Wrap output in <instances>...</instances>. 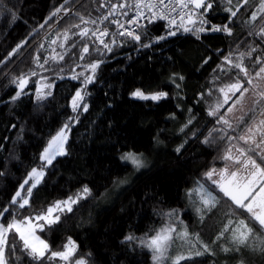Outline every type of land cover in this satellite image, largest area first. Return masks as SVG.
Returning a JSON list of instances; mask_svg holds the SVG:
<instances>
[{
	"label": "trees",
	"instance_id": "16d2710c",
	"mask_svg": "<svg viewBox=\"0 0 264 264\" xmlns=\"http://www.w3.org/2000/svg\"><path fill=\"white\" fill-rule=\"evenodd\" d=\"M212 2L213 7L205 16L210 22L207 27L228 24L231 35L205 31L197 36L177 27L170 29L165 20L149 23L145 18L138 31L139 41L116 33L104 39L111 47L107 51L92 32L101 27L113 29L116 24L111 21L124 20L134 0H126L124 8L119 5L125 0H69L67 4L64 0H2L0 209L9 207L12 211L16 206L11 205V200L19 186L33 168H43L44 178L32 190L30 207L21 209V215L40 212L56 200L80 192L84 186L91 189V195L74 204L72 211L57 213L58 222L38 231L52 251L62 250L72 238L78 245L73 261L84 258L87 264H156L153 253L140 240L168 223L164 214L173 210L180 213L191 232L211 238L217 224L216 212H210L199 223L185 195L195 180L209 186L203 174L213 166L221 168L224 163L219 157L226 142L215 145L203 142L214 127H222L208 115L207 106L209 92L229 76H235L237 70L233 68L225 75L217 65L229 53L238 63L240 54L253 48L256 51L243 58L244 66L254 75L261 66L255 63L257 57L264 63V38L256 34L264 26V13L260 12L254 22L248 23L260 0H248L246 4L240 0L242 7L232 18L224 11L223 3ZM236 3L233 0V10ZM57 8L65 12L60 19ZM110 11L114 14L109 16ZM104 16L108 19L104 20ZM93 20L95 24L91 23ZM83 29L89 30L88 36L80 35ZM169 31L176 34L168 35ZM160 36L166 38L157 40ZM113 38L116 44L110 43ZM85 44L88 53L82 51ZM61 55L63 60L59 59ZM37 57L44 68L39 67ZM100 61L92 82L85 83V77L93 76L88 65ZM33 71L36 76H30ZM22 76L28 79L27 85H19L18 78ZM244 86L250 87L246 83ZM137 89L145 93L166 92L167 96L159 100L141 99L132 95ZM77 91L83 93L84 100L73 111L72 99ZM40 93L42 98H38ZM84 104L87 111H83ZM183 122L187 127L181 131ZM66 123L70 128L66 154L45 166L42 153ZM226 130L231 135L241 134L239 129ZM127 151L142 153L147 159L146 166L134 171L130 163L121 159ZM121 179L127 183L116 191L121 187ZM28 186L25 185V190ZM108 195L112 199L101 204L103 196ZM225 200L220 202L229 207ZM4 215L10 218L8 213ZM237 215L258 235L264 233L242 210ZM129 235L136 239L126 240ZM13 243L17 244L15 254L9 256L6 250L9 264H35L23 254L18 238L9 233L8 244ZM219 260L217 255L207 253L181 264H219ZM238 260L264 264V254L242 247L228 263L235 264ZM40 264L64 262L57 258Z\"/></svg>",
	"mask_w": 264,
	"mask_h": 264
},
{
	"label": "snow or ice",
	"instance_id": "6c2138e0",
	"mask_svg": "<svg viewBox=\"0 0 264 264\" xmlns=\"http://www.w3.org/2000/svg\"><path fill=\"white\" fill-rule=\"evenodd\" d=\"M2 2V0H0ZM65 4L69 0H64ZM219 3L225 5L224 11L230 14V18L236 17L237 13L242 7L240 0H237L235 10H233V0H219ZM243 3H248V0H243ZM125 3L119 5L120 8L126 7ZM134 8L136 9V18L129 19L127 23H136L139 25L141 18H146L149 23H152L155 19L166 20L169 28L177 27L183 29L184 32H191L197 35L200 32L213 31V32H225L231 35V29L228 24L223 25H209V21L205 19L208 10L212 9V0H134ZM190 6H192L191 10ZM63 7V5H61ZM116 5L112 8L115 9ZM147 9L150 16H146L144 10ZM203 9L202 12L197 11ZM60 8L56 9V12H60ZM188 10V11H186ZM259 11L264 13V0L259 2ZM175 13V16L172 14ZM55 14V13H54ZM114 12L110 11L109 16ZM127 16V12L123 13ZM81 19H83L81 17ZM104 20L108 19V16L103 17ZM177 19L180 23L177 25ZM257 19V13L253 12L249 24ZM230 22V19H229ZM87 23V21H85ZM91 23L95 24L93 20ZM112 24H118L120 28H124V31L118 32V35H127L133 40L139 41L140 35L135 34L125 28L124 24L118 20L111 21ZM79 27V25H74ZM97 32L99 35L97 36ZM89 30L83 29L80 33L81 36H88ZM175 31H169L168 35H175ZM251 34V33H250ZM257 35L264 38V26H261ZM93 36H97L99 43L103 45V48L107 51H111L109 43H105L101 37H108L109 33L107 27L103 30L97 29L92 32ZM165 36L157 37V40L165 39ZM199 38V37H198ZM67 40V35L65 36ZM55 43V41H53ZM111 44H116V40L113 38L110 41ZM146 47L150 45H145ZM42 47V46H41ZM75 47V44L72 45ZM82 51L84 53L89 52L87 44L83 46ZM97 51H100L97 48ZM256 49H252L248 53L240 54V62H234L231 58L232 54L223 56V63L217 65V68L228 75L232 69H236L235 76H229L227 81H224L217 87L216 91L221 94L214 105L209 107L208 115L215 118V124L222 125L220 128L214 127L209 132L208 137L203 141L204 143H216L217 141H225L226 146L222 155L219 157L222 160L223 166L217 169L215 166L209 168L204 174L203 179L209 183L206 187L205 183L200 181L195 182V186L188 190L187 195L194 204H197L196 211L200 215L201 221H203L205 215L211 212L213 209H217L220 205L221 199L226 198L225 203L229 204V209L224 213L225 221L222 222V227L216 236L215 240L219 241L226 238V242L231 247L222 246L221 250L224 252L240 251L241 246L251 248L264 252V233L255 234L252 227L245 219H241L237 212L242 210L246 213L250 220L258 223L261 229H264V88L261 87L259 81H264V63L261 62L260 57H257L256 64L261 66L254 72V75L249 72L248 68L243 64V58L245 55L251 56L252 52ZM83 59V56L80 57ZM55 59V57H53ZM63 60V56L59 57ZM210 59V58H208ZM208 59L204 62L207 63ZM40 68H44V64L39 63V57L36 58ZM44 63H48L47 60ZM100 62H93L88 65L93 71V76L85 77V83H91L94 78L95 69L99 67ZM226 65L231 67H226ZM79 66V65H77ZM74 71V69H73ZM214 71H216L214 69ZM242 74V75H241ZM35 71L30 73V76H36ZM82 75V74H79ZM77 76H73L76 79ZM19 85H27L28 79L20 77ZM42 79H47L43 77ZM179 79H183L182 76ZM220 79V77H216ZM257 80V83H254ZM16 82L15 80L13 81ZM250 86L245 87L244 84ZM179 87V85H176ZM45 87H51V85H45ZM259 89V91H258ZM21 90H23L21 88ZM240 95L237 96L236 94ZM245 93H250L247 105L242 104L245 99ZM51 93L49 92L48 95ZM212 93L209 92V95ZM17 97L20 92H17ZM133 96L141 99L159 100L167 96L166 92H156L151 94H145L140 89H137L132 93ZM43 93L38 95V98H42ZM233 97L235 99L233 100ZM84 100V96L81 91H77L72 99V109L77 111L80 107V103ZM232 101L231 105L226 109V113H231L233 108L240 105L238 110L240 115L235 117L236 124L233 125L232 121L226 118V113H222L221 109L224 105H228L229 101ZM83 111H87V105L84 104ZM245 117H248V123H244ZM191 123V120L188 121ZM244 124V127L240 129V125ZM187 127V124L184 126ZM236 131L240 129V135H231L229 131ZM66 130L70 131L69 124H64L62 128L52 136L47 147L42 153L41 159L46 165H51L53 160L60 155L66 154L65 145L67 143ZM184 129L182 128L181 131ZM213 133L218 135L213 136ZM258 138V139H257ZM233 141H243V146H240ZM182 147V145H181ZM180 149L178 148L177 151ZM122 160L129 161L134 169L139 170L146 166L142 153L127 152L121 156ZM259 160V163L257 162ZM45 172L43 168H33L28 174L23 183L19 186L20 190L16 191L14 197L11 200V205L16 207L9 211V207L0 209V264H9V260L6 257V250L8 255H14L17 244H8L9 233L14 234V239L18 238L19 247L23 254L29 257L35 264H40L41 261H51L59 259L64 264H87V261L83 258L75 259L71 258L75 255L78 245L71 238L67 243L63 245V250L52 251L50 245L45 239L37 235L38 231H44V229L60 220V215H53L54 213H62L66 209L72 211V205L78 203L81 199H86L91 195V189L84 186L80 192L75 196H70L66 200L56 201L52 206L37 212L33 215H21L20 210L26 206L30 207V198L32 196V190L36 188L43 180ZM29 180L32 181L29 184ZM25 185H29L25 190ZM23 193V195H22ZM222 194V195H221ZM194 197V199H193ZM5 213H8V217H5ZM168 218V223H165L160 229L156 230L151 236L140 240V244L147 247L153 253V260L156 264H181V261L190 259L193 255L201 256L205 252H211L208 244H205L198 233H190L188 226L178 218V213L173 210L172 212L164 214ZM43 222V223H41ZM179 225V227H177ZM227 234V237L225 236ZM126 240H135L134 236L125 237ZM215 243V241H214ZM199 245V247H197ZM187 247V253L181 251V249ZM175 249V255H169V250ZM19 259V258H17Z\"/></svg>",
	"mask_w": 264,
	"mask_h": 264
},
{
	"label": "rangeland",
	"instance_id": "374dc122",
	"mask_svg": "<svg viewBox=\"0 0 264 264\" xmlns=\"http://www.w3.org/2000/svg\"><path fill=\"white\" fill-rule=\"evenodd\" d=\"M254 12H256L257 13V16H258V14L260 13V11H259V4L256 6V8H255V10H254ZM251 17V16H250ZM259 83L261 84V87L262 88H264V81H259ZM250 88V87H249ZM212 93L213 94H211V96H210V98H209V100H210V103L208 104V108L211 106V105H214L215 103H216V101H217V99L221 96V94L220 93H218L216 90H212ZM145 94H151V93H145ZM82 95H83V93H82ZM237 96H239L240 94L239 93H237L236 94ZM249 95H250V93H245V99H244V101H242V104H244V105H247L248 103H249V100H248V97H249ZM235 99V97H233V100ZM231 103H232V101L230 100L229 101V104H228V106H227V108L231 105ZM81 104V103H80ZM226 107H225V105H224V107L222 108V113H226V109H225ZM240 109V105H237V107L236 108H233V111L231 112V113H226V118H228V119H230L231 121H232V123H233V125L235 126V124H236V120H235V117L236 116H238V115H240V113H239V110ZM187 118H189L190 119V117H189V115H187ZM248 118L247 117H245V119H244V123L245 124H247V120ZM184 123L185 122H183L181 125H180V127H179V129H181L182 127L184 128ZM244 127V124H241L240 125V129H242ZM240 129H239V131H240ZM66 135H67V137H68V130H66ZM216 135H218L217 133H213V136H216ZM258 139V138H257ZM220 141H217L216 143H211V144H213V145H215V144H217V143H219ZM238 145H240V146H243V141H239L238 142ZM127 152H129V151H127ZM127 152H124L122 155H124L125 153H127ZM121 155V156H122ZM143 159H144V161H145V164H147V159L143 156ZM123 161H125V160H123ZM125 162H128V163H130L129 161H125ZM131 164V163H130ZM133 169H134V167H133ZM141 169V168H140ZM139 169V170H140ZM139 170H136V169H134V171H139ZM123 179H121L120 181H118V182H120V186L121 187H119V188H117V190L116 191H118L120 188H122L123 186H125V184L127 183V182H125V181H122ZM196 181H199V180H195L194 181V183H193V185L190 187V188H188L187 189V191H186V195H185V197H186V202L188 203V205H189V207H190V209L192 210V212H193V214L196 216V218H197V221L199 222V223H203L204 221H205V219H206V217H207V215L210 213H207L206 215H205V217H204V219H203V221H201V219H200V215L197 213V211H196V208H197V204H194L193 202H192V200L191 199H189V196L187 195V193H188V190H190V189H192L194 186H195V182ZM201 183H203L202 181H200ZM205 186L206 187H208L206 184H205ZM70 196H75V194H73V195H70ZM70 196H68V197H70ZM68 197H66V198H62V199H58V200H56V201H63V200H66ZM112 199V196H110V195H108V196H103V198L101 199V204H106V203H108L110 200ZM193 199H194V197H193ZM55 201V202H56ZM54 202V203H55ZM53 203V204H54ZM52 204V205H53ZM51 205V206H52ZM74 205V204H73ZM73 205L71 206V207H73ZM228 209H229V207L227 206V205H224L223 204V202L221 203L220 202V205H218V207H217V209H213L212 211H215L216 213H215V219H217L216 221H217V224H216V228H215V230H214V232H213V234H212V236H211V238H209V239H205V237L204 236H202V235H199L200 236V239L205 243V244H208L209 245V248L211 249V252L210 253H212V254H214V255H217L218 257H219V264H224V263H226V264H230V263H228V259H231V257L233 256V257H235V255H238V253H240L241 252V250H242V247L243 246H241V248H240V251L239 252H237V251H229V252H224V251H222L221 250V247L222 246H226V247H231V245L230 244H228L227 242H226V238L225 239H222V240H219V241H216L215 240V238H216V236L218 235V233H219V231H220V229H221V227H222V222L223 221H225V216H224V213L226 212V211H228ZM66 210V209H65ZM211 211V212H212ZM176 213H178L179 215H178V218H179V220H182V218H181V216H180V213L179 212H177L176 211ZM54 216L55 215H57V213H54L53 214ZM183 221V220H182ZM41 223H43V222H41ZM250 226V225H249ZM177 227H179V225H177ZM251 227V226H250ZM188 230H189V232L190 233H193V232H191L190 231V229L188 228ZM254 230V229H253ZM254 233L255 234H257L255 231H254ZM37 235H39L38 234V232H37ZM258 235V234H257ZM40 236V235H39ZM225 236L227 237V234H225ZM42 238V237H41ZM43 239V238H42ZM72 239V238H71ZM73 240V239H72ZM74 241V240H73ZM214 241H215V243H214ZM197 247H199V245H197ZM249 249V248H248ZM251 249V248H250ZM63 250V249H62ZM181 251H184L185 253H187V247H185V248H183V249H181ZM256 251V250H255ZM207 253H209V252H205L204 254H207ZM258 253H262V254H264V252H261V251H258ZM176 254V250L175 249H170L169 250V255H175ZM203 254V255H204ZM193 257H197V256H195V255H193L191 258H193ZM84 259V258H83ZM235 264H246L245 263V261L244 260H238Z\"/></svg>",
	"mask_w": 264,
	"mask_h": 264
},
{
	"label": "built area",
	"instance_id": "2783aa9c",
	"mask_svg": "<svg viewBox=\"0 0 264 264\" xmlns=\"http://www.w3.org/2000/svg\"><path fill=\"white\" fill-rule=\"evenodd\" d=\"M191 8H192V6H190V9H189V10H191ZM186 11H188V10H186ZM144 12H145V15H146V16H147L148 14H151V13H148L147 9H145ZM64 13H65L64 11H61V12L59 13V15H58L59 19L62 18V16L64 15ZM136 15H137V13H136V9L134 8V6H133V4H132V5H131V9H130V13L128 14L127 17H125L124 20H121L120 22L124 24V26H125V28H126L127 30L132 31V32H134L135 34H139V33H138L139 28L142 26V24H143L145 18H141V19L139 20V25L136 24V23H131V24L127 23V21H128L129 19H134V18H136ZM172 15L175 16V13H173ZM165 21H166V20H165ZM166 23H167V25H168V22H167V21H166ZM179 23H180V21H179V19H177V25H178ZM104 28H105V27H101L100 30H103ZM107 29H108L109 33L111 34V35L108 36V37H113L116 33L118 34V32L124 31V28H120L118 24H116V26H115L113 29L110 28V27H107ZM171 29H174V28H171ZM98 35H99V32H97V36H98ZM124 36H127V35H124ZM127 37H129V36H127ZM105 38H107V37H101V39H105Z\"/></svg>",
	"mask_w": 264,
	"mask_h": 264
},
{
	"label": "water",
	"instance_id": "95a60500",
	"mask_svg": "<svg viewBox=\"0 0 264 264\" xmlns=\"http://www.w3.org/2000/svg\"><path fill=\"white\" fill-rule=\"evenodd\" d=\"M201 10V9H200Z\"/></svg>",
	"mask_w": 264,
	"mask_h": 264
}]
</instances>
